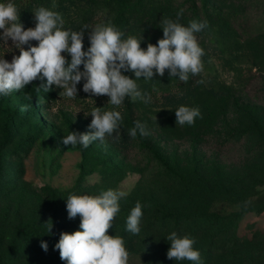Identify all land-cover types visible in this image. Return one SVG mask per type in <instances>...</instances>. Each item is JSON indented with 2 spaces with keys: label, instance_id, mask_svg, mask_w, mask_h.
Here are the masks:
<instances>
[{
  "label": "rangeland",
  "instance_id": "374dc122",
  "mask_svg": "<svg viewBox=\"0 0 264 264\" xmlns=\"http://www.w3.org/2000/svg\"><path fill=\"white\" fill-rule=\"evenodd\" d=\"M11 2L25 30L35 27L40 7L60 13L64 30L86 28L85 51L90 31L109 20L124 38L141 39L145 50L163 38L161 20L176 21L181 9L180 24L207 21L208 27L195 34L205 52L198 76L184 83L166 70L163 77L137 80L151 96L148 104L126 98L115 108L109 97L85 93L83 79L74 98L60 95L55 85L45 92L39 79L0 96V264H66L54 246L62 232L80 230V217L68 218L66 199L109 189L127 193L107 234L124 239L128 264H192L167 258L166 237L173 231L196 241L201 264H264V0ZM17 55L11 40L0 39V58L11 62ZM122 74L135 79L132 72ZM182 105L198 107L202 118L193 126L176 125L175 110ZM94 107L121 112L119 140L106 137L87 149L65 146L62 138L71 131H92ZM136 121L150 135L131 138ZM137 202L143 216L140 233L133 235L126 220ZM168 212L176 218L166 223L162 215Z\"/></svg>",
  "mask_w": 264,
  "mask_h": 264
},
{
  "label": "clouds",
  "instance_id": "9594fccd",
  "mask_svg": "<svg viewBox=\"0 0 264 264\" xmlns=\"http://www.w3.org/2000/svg\"><path fill=\"white\" fill-rule=\"evenodd\" d=\"M183 9L177 12V20L163 18L161 25L163 38L156 45L149 43L146 50L141 47V39L134 36L124 38L121 32L109 20L96 25L89 34L90 47L84 50V30L79 32L63 29V18L58 12L40 7L34 13L35 27L25 30L20 22V14L15 3L0 2V39L9 40L19 49V55L11 62L0 58V96L19 92L39 79V88L48 92L53 85L62 89L60 95L74 98L77 85L83 79V91L90 96H107L108 103L119 108L126 98L131 101L151 102V96L139 89L137 80H153L154 74L163 77L168 71L170 77H179L187 83L191 76H198L204 68L202 57L205 52L199 45L196 33L208 27L207 21L192 20L187 26L178 22ZM37 41V46H31ZM24 45H29L25 50ZM66 53L71 57L66 59ZM83 65V71L80 66ZM134 73L135 79L122 74ZM203 84V80L197 81ZM26 110V109H24ZM88 133L71 131L62 138L65 146L81 145L87 149L93 142L104 144L106 137L119 140L123 117L120 111H102L94 107ZM176 125L193 126L197 118H202L198 107L180 106L175 110ZM115 134V135H114ZM150 135L146 125L140 121L128 130L135 139L137 135ZM106 146V145H105ZM127 195L124 191L105 190L97 196L69 195L66 208L69 219L80 217L78 231L62 232L55 250L66 264H128L129 252L122 237L108 235L115 217L120 211L119 201ZM143 216L140 202L135 204L126 220V230L133 235L140 233ZM53 224L47 222L50 233ZM166 240L170 242L167 258L175 261H190L201 264V256L194 249L195 240L188 235L179 236L170 233ZM47 252L46 242L41 243Z\"/></svg>",
  "mask_w": 264,
  "mask_h": 264
},
{
  "label": "trees",
  "instance_id": "16d2710c",
  "mask_svg": "<svg viewBox=\"0 0 264 264\" xmlns=\"http://www.w3.org/2000/svg\"><path fill=\"white\" fill-rule=\"evenodd\" d=\"M147 149L153 155L155 160H157L159 163H161L165 166H168V162L163 158V156L160 155V153L158 151H155V149L151 148V146H147ZM176 175L180 176V173H176ZM162 216H163V221H166V223H169V221H174V219L176 218V213H173V212L163 213ZM163 221L156 222V223H158L160 226L161 225L165 226L166 224H164ZM152 227H153V225H152ZM164 229H165V227H164ZM157 233H158V231H157Z\"/></svg>",
  "mask_w": 264,
  "mask_h": 264
}]
</instances>
